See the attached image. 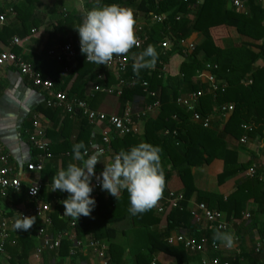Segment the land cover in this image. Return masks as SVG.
<instances>
[{
    "label": "trees",
    "instance_id": "obj_1",
    "mask_svg": "<svg viewBox=\"0 0 264 264\" xmlns=\"http://www.w3.org/2000/svg\"><path fill=\"white\" fill-rule=\"evenodd\" d=\"M124 1L100 0V3L123 5ZM246 1V10L243 12L235 8L228 9L227 0H190L188 3L183 0H142L138 9H132L136 19V33L141 13L146 19L168 14L167 23L155 22L154 25L144 29L143 35L147 38L144 45L141 47L134 46L126 54L131 59L127 75H135L132 69L134 56H138L149 44L155 47L158 53L155 67L142 69L139 76H135L139 82L149 81L150 90L158 93L161 106L158 109L159 114L155 118L150 116L137 117V121L139 124L141 123L138 135L116 139L112 142L111 147L113 153L117 154L121 149L128 150L144 141L162 149L161 162L166 176L165 188L173 174L178 175L184 184L182 193L184 209L172 211L169 217L171 221H174L175 213L185 215L187 222L188 217H191L188 206L195 193L198 195V202L205 203L212 209L217 208L216 210L221 212L226 211L229 215L234 214L233 218L241 217L244 204L252 197L255 203L260 205L259 209H264V204H261L263 202L256 195L259 193L264 197V181L245 179L238 184L227 201H223V198L218 195L198 192L193 186L191 175L192 167L208 165L215 158L220 157L225 160V170L218 178L219 184L225 183L227 179L239 173L248 171L253 163L239 165L236 154L227 149L223 137L230 135L241 141L245 134L243 125L252 128V132L248 133L250 138L257 133L264 134V67L255 68L257 60L261 56L264 57V7L256 0ZM25 2L28 4L27 8L24 11H19L18 15L23 25L21 35L30 33L31 28L39 27L42 21L34 14L38 1L29 0ZM178 16H181V20H176ZM168 25H171V30L168 29ZM78 26L71 16L59 21L61 30H72L71 36L65 39L66 43L71 41L75 43L79 40L78 31L75 29ZM219 27H224L228 31H235L237 34L248 38L249 41L239 46L222 49L212 33L213 29ZM7 30H0L1 39L7 36ZM196 32L204 36L205 39L196 46L193 53L185 56L179 41L190 38ZM9 35L13 34L10 33ZM167 38L173 42L170 51L162 48V44ZM174 54H178L184 59L180 66V74L178 76H166L164 69ZM77 55L76 60L79 61V64L75 73L80 74V71L85 67L94 69L99 74L109 73L106 70V65L87 63L85 55L80 51ZM200 55H203L202 59H200ZM65 63H61L59 72L63 71ZM208 64L212 66L210 71L214 75L216 83L225 88L224 92L220 89L216 94H213L210 91L209 83L195 80L198 73L205 70ZM35 69L40 71L36 65ZM247 80H251L252 83L245 84L244 81ZM55 82L57 83L58 80ZM85 91L79 92L78 95L80 96L77 99L84 100L89 104L91 99L85 96ZM198 92H203V95L199 99V105L193 111L177 103L179 99L187 98ZM146 96L147 94L140 84L127 88L121 97L123 107L125 108L128 101L135 97L145 99ZM153 102L154 99L151 97L145 100L144 108L146 109ZM227 104H234L235 110L225 122L218 112V108ZM89 106L92 108L91 104ZM39 111L46 115L52 113L54 118H58V114L61 113L60 110L51 109L47 106L44 108L40 106ZM194 112L203 117L213 116L212 127L204 128L202 125L194 123L192 121ZM65 117V127L62 133L61 131L60 133L49 131L47 136L55 138L53 141H56V138L65 140V129L71 124L69 119H78L81 121L82 127L77 143L83 142L88 147L92 135V126L89 120L82 114L73 117L66 115ZM134 120L136 121V115ZM32 123L33 119L31 118L27 123L28 129L32 127ZM223 123L225 124L224 130L219 132L217 129ZM57 134H61V137ZM61 145V143L58 146L53 144L51 151L56 153V149ZM35 154L38 152L35 151ZM72 159L73 152L71 157L68 156L62 161L66 163L71 160L72 162ZM49 168H45L41 173L43 183H46L48 179L51 183L52 177L57 173L56 170L51 172V168ZM96 169V173L101 171L98 167ZM27 193L28 188L23 186L19 192L10 190L7 198L13 200L15 205L29 203L33 206L38 201H45L49 204L56 203L57 211L49 215L53 223L50 226H45L47 233L55 236L58 232L70 228L69 220L66 222L62 216L64 207L61 203L63 199L61 196L50 193L45 198L41 191L38 199L32 200ZM94 198L96 207L91 215L88 217L81 216L79 220H75L76 226L70 230L75 231L78 239L89 235L96 241L111 242L108 251L110 264H121L125 255V248L112 243L118 234L117 226L125 221H128L132 227L130 231L125 232V236L127 241H130V236H133L129 242V251L130 255L135 257L136 264H152L156 255L160 253L176 257L179 264H188L186 258L188 252L184 248L171 246L167 243L166 238H168L169 231L165 230L162 233L154 234L155 227L161 221L160 215L155 212L154 208L143 214L131 215L129 213L130 199L126 190L121 191L118 201L104 190L98 192ZM35 232L34 228L31 227L15 239V245H11L8 241L6 251L9 252L11 264H29L30 255L37 249V245H34V240L31 237L35 235ZM207 236L210 237L209 234ZM72 246L73 241L65 239L57 250L45 251L43 259H47L46 264H62L61 259L70 256Z\"/></svg>",
    "mask_w": 264,
    "mask_h": 264
},
{
    "label": "crops",
    "instance_id": "obj_2",
    "mask_svg": "<svg viewBox=\"0 0 264 264\" xmlns=\"http://www.w3.org/2000/svg\"><path fill=\"white\" fill-rule=\"evenodd\" d=\"M37 1L34 14L37 18L42 19L41 25L39 27H32L30 33L28 32L21 35V32H23V25L19 20L18 15L19 11H24L28 4L25 1L16 3L14 6V13L9 16V24L6 27L0 28V30L8 29L7 36H4L3 39L0 38V54L4 51H8L15 57L24 60L34 67L36 65L40 70L39 72L44 77L49 78L54 82L57 90L68 93V95L72 98H79V92H83L84 90L87 91L98 84H115L118 76L116 72H110L107 68L106 70L109 72L108 74L101 73L107 75V81H101L99 79L100 74L89 67L82 69L80 74L77 72L75 73L79 64L78 60L71 63L66 62L63 71L59 72L60 65L62 64H59L57 61L52 60L48 56L50 50H60L66 44L65 39H68L69 36H71L72 30H61L59 27V21L71 16V18L74 19V22L79 25L82 22L84 13L87 10H90L96 2L93 0ZM141 1L142 0H125L121 6L138 9ZM0 5L8 6L10 5V2H0ZM227 8L234 9L232 6V0H227ZM154 23L155 22L152 18L146 19L144 14L141 13L137 24L145 29L154 25ZM10 33L13 35H9ZM212 33L217 39L218 45L222 49L239 46L244 42L249 41L248 38L237 34L235 31H228L224 27L215 28L212 30ZM16 38H19L20 43H13ZM204 39V36L196 32L190 36L189 41L195 42L196 46H198L204 41ZM202 58L203 55H200V59ZM182 61H184V59L181 56L174 54L164 69L166 76H178L180 74ZM263 67L264 57L261 56L255 63V68L261 69ZM207 75V72L203 77L197 75L195 80L201 81L202 83H208ZM55 80H58V82L56 83ZM45 99V92L35 88L26 77L20 74L18 68L12 63L6 65L2 69L0 76L1 146L8 154L10 165L16 170L24 187L29 188L33 184L34 180L41 179V183L43 185V189L41 190L42 196L44 195L45 198H47L50 193H54V195L56 194L61 196L63 201L67 199L69 195L68 193L63 194L59 190L52 192V184L49 179L46 183H43L41 174L30 173L27 171V165L30 162H34L37 157L36 155H38L35 154V150L29 142L28 132H31L32 127L29 129L27 128L28 121L31 118L34 120L35 117H39L41 124L46 128L47 133L49 131L57 133H60L61 131L62 133V130L65 127L64 122L66 114L62 111L58 114V118H54V116L51 115L52 113L50 115H46L43 112L40 113V106H43V108L44 106L46 107ZM148 99H150L148 96H146L145 99L142 97H135L133 100H129L127 104L130 105L133 114L137 116L145 110L144 101ZM89 104H91L95 111L106 117L121 115L124 111L122 99L118 96L97 94L94 99L89 101ZM198 105L199 102L195 104L194 107ZM158 112L159 111L157 110L155 113L151 114L150 117L155 118L159 114ZM73 119L74 118L69 119L71 124L67 126L68 128L65 129L66 131L64 132L66 135L64 136L66 141L61 138H56V141H53L55 138L48 137L52 145L54 144L58 146V144H62L58 147V149H56V153L51 151L53 158L46 164V168L50 167L51 169H49L51 172L52 170H56V172H58L61 167L66 169L69 163L80 164V161H75L74 159H72V162L71 160L66 163L62 161L68 156L71 157L72 146L78 142L81 132V121ZM228 119H226L225 122L228 121ZM136 122L140 133L141 123L139 124V121ZM224 125V123L220 124V128L217 130L219 132L223 131ZM91 126L92 135L90 141L94 139L93 137H95V140L99 141V132L104 129L106 125L103 122H99L97 125L91 124ZM57 136L61 137V134H57ZM223 139L226 142L227 149L236 154L239 165H249L250 162H252L253 167H257L260 171L264 169V134L257 133L251 138L249 137L248 144H242L240 140L230 135L224 136ZM252 166L250 167L253 168ZM224 170L225 160L221 157L215 158L208 165H204L202 167H192L191 175L193 186L198 192L218 195L223 198V201H227L228 197L236 189L238 184L241 181L250 178L247 177L248 171H246L227 179L223 184H219L218 178ZM96 171L97 169H95V173ZM183 189V181L178 177V175L173 174L166 190L183 193ZM256 195L263 202L261 204H264V197L259 193ZM197 200L198 195L195 193L188 206L191 217H188L187 222L185 221V215L183 214L174 213V216H176L174 217V221L169 220L171 212L165 215H160L161 221L159 225L155 227L154 234H159L166 230L169 231L168 237L184 234L195 239H199L202 236L209 234V238L213 240L215 228L206 220H202L200 223H197L192 217V209L200 203ZM38 203L48 204L50 206V211L48 214H43L44 216L42 215L40 218L36 217L35 223L32 226L34 228V232L37 231L38 228L46 225L44 221L46 215L50 217L49 215L51 213L57 211L56 203L49 204L45 201H38L36 204ZM36 204L33 206L29 203L15 205L13 200L7 197L3 199L0 198V224L3 220L8 221L10 234L9 242L11 245H15V239L25 232L24 230H16L14 228L15 219L18 218L19 214L28 212L31 213ZM259 206L260 205L255 203L254 198L252 197V199L248 200L244 204V210L241 213V217L233 218L234 214L229 215L226 211H223L222 213L224 214L225 221L229 226V229L226 232L234 235V246L228 248L225 247L221 241H218L220 245L219 251L208 249L203 254H191L187 251L188 253L186 258L188 259V264H201L203 260L211 261L216 257H218L222 263L229 262L232 264L234 262L235 264H264V254L257 252V248H261L262 250L264 249V209H259ZM216 209L217 208H214L213 210ZM63 214L64 211L62 212V216ZM246 215H250V218H246ZM63 219L67 222L68 217L63 216ZM117 228L118 234L112 243L126 249L121 264H136L135 257L130 255L129 251V242H131L133 236H130V241H127L125 236V232L130 231L132 228L131 225L128 221H125L119 224ZM65 231H71L74 233V236L78 241L87 243L94 240V238L89 235L78 239L75 231L70 230V228ZM31 237L34 240V245H37L38 247L41 243L40 240L36 235ZM99 242L104 243L109 251L111 242ZM177 247L183 248L182 246ZM9 258V252L6 251L5 255L0 258V264H11ZM155 259L158 264H179V260L176 257L163 253L156 255ZM61 261L62 264H102V261L93 252V250L88 248L81 249L74 257H70L69 255L63 257ZM46 262L47 259H43V254L40 257L36 255V250L30 255L29 264H46Z\"/></svg>",
    "mask_w": 264,
    "mask_h": 264
},
{
    "label": "built area",
    "instance_id": "obj_3",
    "mask_svg": "<svg viewBox=\"0 0 264 264\" xmlns=\"http://www.w3.org/2000/svg\"><path fill=\"white\" fill-rule=\"evenodd\" d=\"M21 1H29V0H0V2H10L8 6L0 5V28L6 27L9 24V16L14 13V6L16 3ZM75 1H83V0H75ZM96 2V0H93ZM159 1V0H158ZM185 3H188L190 0H183ZM260 4H264V0H256ZM246 0H232V6L238 11L246 10ZM156 23H167L168 22V14H161L154 16L152 18ZM176 20H181V16H178ZM171 25H168V29L171 30ZM144 27L138 26L137 29V39H138V47L144 45L146 38L143 35ZM14 44L20 43L19 38H16L13 42ZM180 46L183 48V53L185 56L187 54L193 53L196 49L195 42H190L189 38L180 39ZM173 47V42L169 38H167L163 44L162 48L166 51H170ZM80 50V40L74 42L66 43L60 50H50L48 56L57 61L58 63L65 62H75L77 59V54ZM86 60V56H85ZM130 57L128 55L124 56H114L113 60L106 66L107 70L110 72H116L118 78L117 82L112 85L107 84H98L93 88L88 89L85 93V96L88 99H94L97 94H105L110 96H118L122 97L124 90L127 88L134 87L137 84H140L147 96L154 99V102L147 106V108L137 117H147L151 114L155 113L161 106L160 101L158 100V93L156 91L150 90V83L147 80L139 82L137 76L135 75H127L130 66ZM87 62V61H86ZM12 63L15 67L18 68L20 74L26 77L35 88L43 90L46 94L45 105L51 109H56L62 111L64 114L73 117L74 115L82 114L85 116L92 125H97L99 122H103L106 126L99 132L100 140L92 139L90 141L88 148L89 154L93 151H101L103 153L100 156L101 162L97 163V167L100 168L101 171L97 173L96 176H99L103 171L105 165L104 162H107L109 158L113 157L115 154L112 151L111 144L114 140L119 138H124L130 135H138L139 127L137 122L134 120V114L129 104L126 105L124 111L121 115L114 116H104L93 108L89 106V104L84 100L71 99L68 94L64 91H59L56 89L54 82L44 77L39 71L35 69V67L24 60L15 57L11 52L4 51L0 54V76L2 69ZM91 63V62H87ZM212 66L208 64L206 69L199 72L198 76L203 77L207 72V81L211 86L210 91L213 94H216L220 89L225 91L224 87H220L216 83V79L213 74H211L210 69ZM99 79L101 81H107V75L100 74ZM245 84H251V80L244 81ZM203 95V92H198L191 94L189 97L184 99H179L177 103L179 105L185 106L188 110H194V105L199 102V99ZM235 110L234 104H227L218 108V112L222 116L224 120L230 118ZM213 116L203 117L201 114L194 112L192 121L202 125L204 128L212 127ZM245 130V134L241 138L242 144H248L249 136L248 133L252 132V128L243 125L242 127ZM29 142L32 148L38 152L36 155V160L34 162H30L27 165V171L30 173L41 174L46 168V164L50 162L53 158V154L51 153L52 143L47 136V130L42 126L39 117H35L32 123V130L28 132ZM96 176L92 179L93 192L92 196L94 197L98 192L102 189L99 183L96 180ZM247 177L250 179L258 180L260 182L264 181V169L260 171L257 167L250 168L247 172ZM23 186V182L21 178L17 174L16 170L10 165V159L8 154L4 151L0 143V198H6L10 190L19 192L21 191ZM41 179L34 180L33 184L28 188V197L32 200L38 199L41 189H42ZM32 189V190H31ZM35 192L36 194L32 193ZM62 192V191H61ZM63 194H67V192H62ZM183 202L184 196L182 193H177L174 191H168L166 188L164 189L163 196L160 199L158 205L154 207V210L159 215H165L174 210H183ZM50 211V206L48 204L38 203L34 206L31 213H22L25 216L29 217H42L44 214H48ZM43 215V216H44ZM192 217L195 222L200 223L202 220H206L210 223L215 230L219 229L220 231L226 232L229 229L228 224L225 221L224 214L219 210H213L209 208L205 203H198L192 209ZM246 218H250V215H246ZM69 226L71 229L75 228L76 221L70 217H68ZM45 224L44 226L37 229L35 235L40 240V245L36 249V255L41 256L45 251L49 250H57L62 242L65 239H69L73 241V246L70 250V257L75 256L81 249L88 248L93 250V252L98 256V258L102 261V264H110V260L108 257V248L104 243L99 241L91 240L87 243L83 241L76 240L74 233L71 231H61L58 232L55 236L47 233L45 226H50L52 224L51 217L47 215L44 218ZM223 226V227H222ZM9 225L7 220H3L0 224V258L5 255L7 243L9 241ZM167 243L171 246H182L186 251L191 254H203L208 249L213 251H219L220 245L218 241L210 239L207 235L202 236L199 239H195L192 237H188L184 234H178L174 236H169L166 239ZM258 253L264 254V249L257 248ZM240 253V252H239ZM152 264H158L156 259ZM201 264H230L229 262L222 263V261L216 257L211 261L203 260Z\"/></svg>",
    "mask_w": 264,
    "mask_h": 264
},
{
    "label": "clouds",
    "instance_id": "obj_4",
    "mask_svg": "<svg viewBox=\"0 0 264 264\" xmlns=\"http://www.w3.org/2000/svg\"><path fill=\"white\" fill-rule=\"evenodd\" d=\"M136 19L131 8L116 3L95 5L87 10L78 31L80 50L86 61L97 65H108L114 56H124L138 46L135 31ZM158 53L151 44L138 56H134L133 73L139 76L142 69H152L157 62ZM73 159L80 164L69 163L61 167L52 177V192H67V199L61 201L63 216L79 220L88 217L96 207L92 178L100 156L99 150L89 154L83 142L72 146ZM162 149L148 142H140L128 150L121 149L104 162V169L96 180L102 190L118 201L122 190H126L129 199V213L133 216L143 214L156 207L163 196L166 176L161 162ZM32 190V189H31ZM33 194H36L32 191ZM35 217L19 214L15 219L16 230L28 231L35 223ZM223 227V226H222ZM213 240L221 241L225 247L234 246V235L215 230Z\"/></svg>",
    "mask_w": 264,
    "mask_h": 264
}]
</instances>
